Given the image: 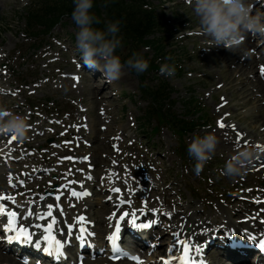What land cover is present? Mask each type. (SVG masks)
Masks as SVG:
<instances>
[{
    "label": "rangeland",
    "instance_id": "obj_1",
    "mask_svg": "<svg viewBox=\"0 0 264 264\" xmlns=\"http://www.w3.org/2000/svg\"><path fill=\"white\" fill-rule=\"evenodd\" d=\"M33 1L35 2V0H0V46L5 47L7 43H11L13 45L9 53V58H11L12 60L9 63V67L11 68L12 72L17 69L16 67L24 68L26 66V62L28 61V63H33L36 56L35 53L37 51L32 54L33 50L30 43L32 41L37 42V40L33 39L31 41V39L23 37L24 34L22 32V28L24 27V19H22V17L25 13V7ZM149 1L156 7L158 6L164 8L163 13L165 20L167 23H171V25L176 26V23H179V21H181V18L186 19V21L180 23L179 26L186 28L184 30L186 32L183 33V35L187 33L190 34L182 42L186 45V48L190 49L194 59L184 62L182 60V67L184 68V73L182 75H177L175 73L174 76L167 77L174 91L172 97L176 100L174 106L175 111H182V100L187 97L188 86L193 87L197 97L199 98H202L210 90L215 93L213 97L215 99L214 101L217 100V94H226V96L231 99L230 103L234 107H236L238 102L240 104L241 102H245L246 100V98H242L240 96H237L236 94L242 93L241 95H243L247 93V99L252 97V100L249 101V103H246V106L240 105L234 109L237 120H239L240 127L247 129L250 133L253 134L254 137L264 138L263 135L258 134L257 131L254 132L257 126H259V117L264 115L260 111V107L258 106V104L252 103L255 96L253 95L252 91L253 86L246 81H241L238 84L230 85L227 81V77H225V75H228L230 78H233L239 73L236 69H233V67L235 66L233 56L237 51H234L232 49L219 50V47L211 46L210 50H212L213 52L207 55V46L210 42V39L207 36L199 34L196 31V29L198 28V20L192 12L190 5H186L183 0ZM59 25L60 26H56L53 29L52 33L59 32L66 38H68V34L70 35V33L75 35L76 27L71 19H67V22H64L63 24L60 23ZM70 39H72V41ZM70 39L68 38L69 42H66V52H73V49L76 48L75 39L73 41L71 35ZM51 40L52 37H50L49 41ZM168 41L171 42L172 40L170 39ZM176 42L180 43L179 40ZM53 45L56 47V42L53 41ZM176 46L178 47V45ZM248 47H250V45H246L244 48L246 49ZM54 51L58 52L56 48L54 49ZM188 54L190 53L188 52ZM24 58L25 61H22V59ZM30 67L31 65H27L28 69L26 70L34 69L36 67V70L40 71L38 65L34 66L33 68ZM121 77L122 78L120 82L117 81V88L120 90V92L126 93V95H131L132 93L134 94V97H131L130 99L126 98L125 100H116V97L111 98L112 101H114L115 103L117 102V114H119V116L121 117L120 120L124 124V121L126 119V111L128 109H135L136 115L140 116L142 114L141 111L145 107V103L143 101H140L138 98V94L136 92V90L138 89V82L136 77L131 75L129 69L125 68L123 76ZM223 81L226 83H224ZM218 83L223 84L220 89L216 88V85ZM92 91H94L93 95ZM81 92H84L85 99L89 101L88 103L86 100H84L90 105V109H95L98 99L101 97V94L97 92V88H95L94 86H85ZM72 93H75V91L71 87H69V84H66L62 90H54L53 87H46L45 89L40 88L38 89L34 98H28V102L31 101L33 103H36L38 99L43 98V96L45 95L47 99H51V101H54V105H58L59 107L67 106L65 105V102H68L66 101V99H68V96H70ZM61 98L62 101L59 102V99ZM51 101L49 103H51ZM0 103L2 102L0 101ZM205 104V106L209 109V118L207 119H210L212 117L210 109L211 106L214 105V103L212 101H209L208 99ZM94 114L97 115L96 110L94 111ZM254 121H257L258 123H255ZM97 127L96 129H98ZM151 142L155 144H161L162 146H165V143H167L170 147H174L176 140L174 135L169 130H164L157 136L156 139ZM95 147L99 146L95 145ZM223 153V149H221L220 146L219 148L216 147V151L214 153V161H210L209 164H206L204 166V173H206V171L208 173H214L215 176L213 179L217 182L218 185H220L221 183L220 179H222L223 183L226 184H229L235 180L229 179L227 177L225 178V176L221 175V173L218 174V170H220V167H223L225 163V160L221 159L220 157L221 155H223ZM173 161L176 163L178 159L174 157ZM166 163H169V158L166 159ZM209 176L212 175L209 174ZM213 179L211 178V180ZM250 180H254V178H251ZM175 181H177L178 183L180 181V178L178 177ZM208 181L209 180H205L204 182L205 186L207 187H209ZM173 189L179 190L180 186H177V184L173 183ZM170 193L172 194L173 191H171ZM187 201H189V199H187L186 202ZM186 202H184V204H186ZM194 212L196 213L197 217L196 221H198L199 217H205L200 215L199 210H194ZM222 214V218L226 219L229 217L230 212L228 214V211L224 210ZM211 217H214V215L211 214ZM1 260H3V258H0V261Z\"/></svg>",
    "mask_w": 264,
    "mask_h": 264
},
{
    "label": "clouds",
    "instance_id": "obj_2",
    "mask_svg": "<svg viewBox=\"0 0 264 264\" xmlns=\"http://www.w3.org/2000/svg\"><path fill=\"white\" fill-rule=\"evenodd\" d=\"M112 0H104L108 5ZM71 20L76 27V48L84 64L96 67L112 84L120 80L124 69L141 75L149 68V61L134 52L122 62L116 50L121 46V21H109L103 28L95 27L100 19L91 11L94 0H72ZM192 12L197 17L199 34L210 39L208 46H220L228 50L239 46L245 33L264 38V12L257 10L253 14L254 0H189ZM207 46V47H208ZM205 47V48H207ZM171 60V57H166ZM80 68V65L78 64ZM159 72L165 77L175 75L174 64L163 63ZM0 133L13 136L19 141L30 139L29 125L24 116L0 106ZM218 138L213 133L195 135L187 144L186 152L194 161V171L199 175L204 166L213 158ZM255 146L239 148L221 170V175L236 179L245 174L258 156Z\"/></svg>",
    "mask_w": 264,
    "mask_h": 264
},
{
    "label": "trees",
    "instance_id": "obj_3",
    "mask_svg": "<svg viewBox=\"0 0 264 264\" xmlns=\"http://www.w3.org/2000/svg\"><path fill=\"white\" fill-rule=\"evenodd\" d=\"M151 6L147 0H112L108 5H105L104 0H94L91 11L100 19V23L94 26L103 28L107 22L119 19L122 45L129 43L133 49L148 44L159 54L162 51L161 38L145 39L162 23ZM72 8V0H41L37 8L28 9L27 26L34 29L35 26L41 25L47 30L60 16H71Z\"/></svg>",
    "mask_w": 264,
    "mask_h": 264
},
{
    "label": "snow or ice",
    "instance_id": "obj_4",
    "mask_svg": "<svg viewBox=\"0 0 264 264\" xmlns=\"http://www.w3.org/2000/svg\"><path fill=\"white\" fill-rule=\"evenodd\" d=\"M261 74H264V67L261 68ZM223 126V125H221ZM15 138V137H13ZM86 159V158H85ZM114 191H117L119 192V189H114ZM74 196H79V195H87V193H73ZM49 207H51V205H49ZM0 214H4L8 217V226H10L12 223H13V217L16 216V213L15 212H7L5 210V208L3 206H0ZM127 215V214H125ZM84 218L81 217L80 220H83ZM121 219H123V217H121ZM130 223H133L135 227L137 228H141V229H146V228H149L150 227V224H135L134 221H129ZM8 226H6V230H14L15 229H10ZM53 227V224H48L47 225V228L45 229V233L46 235L44 236V240L47 244V241L51 240L52 241V247H48V246H45L44 247V251L45 252H53L57 257L59 256H62L64 255L63 251H62V248H63V245L62 243L59 241V240H56L55 237L51 236L49 233V230L52 229ZM117 231H119V227L117 226ZM19 232L22 233L23 235L22 236H17V237H14L16 239H21V242H25V241H28V242H31V236L30 234H27L25 233V230L23 228L19 229ZM116 235L115 233L109 237H107V239L111 242H114L116 240ZM11 239V238H10ZM79 239V237H78ZM182 244V247H184V242H181ZM36 247L39 248L40 247V242L39 240L36 241ZM260 248L261 249H264V241H262L260 243ZM185 251H187V248H184ZM132 259H136L138 260L137 257H132ZM182 259V258H181ZM182 264H183V260H182Z\"/></svg>",
    "mask_w": 264,
    "mask_h": 264
},
{
    "label": "bare ground",
    "instance_id": "obj_5",
    "mask_svg": "<svg viewBox=\"0 0 264 264\" xmlns=\"http://www.w3.org/2000/svg\"><path fill=\"white\" fill-rule=\"evenodd\" d=\"M248 40V39H247ZM12 44L11 43H7V45L3 48V49H0V57L1 56H3V54L4 53H6V52H8L11 48H12ZM242 47V44L241 45H239V46H236V47H234L233 49H234V51H237L236 52V54H238L239 52H242V53H244L245 52V50L243 49V48H241ZM244 55V59H243V61H245L246 63H247V66L249 67V68H251L252 70H254L255 69V67L257 66L256 65V63H255V61H256V59L255 58H253V57H251V55H249V53L247 52V53H244L243 54ZM248 58V59H247ZM241 59V56L239 57V60ZM255 59V60H254ZM252 73V72H251ZM246 73L243 71V72H241V75H245ZM254 77H256V74L254 73ZM257 78V77H256ZM254 85V87H258L259 89H261V90H263V85L259 82L258 84H253ZM260 111L263 113V115H264V107L263 106H261L260 107ZM260 124H259V123ZM255 121V123H258V125L260 126H262V127H264V116H261V117H259V121ZM99 142V140H96V143H98ZM219 146L221 147V148H224L225 150H227V151H230L232 148H233V145H232V143L230 142V138H225L224 140H223V142L221 143H219L218 142V145H217V147L219 148ZM89 149V148H88ZM94 157H97V155L96 154H94ZM96 213H99V211H97ZM181 215H178L177 216V218L178 219H181V217H180ZM184 218V217H183ZM100 225H103L104 226V222H100ZM186 227V226H185ZM181 231H182V229H181ZM0 258H6V255H3V254H1L0 253ZM8 258V257H7ZM220 260L223 262V264H229L228 263V261L226 260V259H223V258H220ZM13 260H11L10 258H8L7 260H4L3 261V263L4 264H8V262H9V264H19V262H16V261H13Z\"/></svg>",
    "mask_w": 264,
    "mask_h": 264
}]
</instances>
